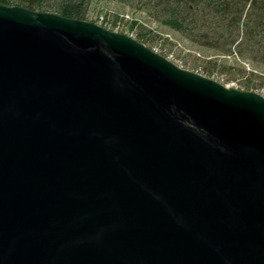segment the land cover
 I'll return each mask as SVG.
<instances>
[{"label":"water","instance_id":"1","mask_svg":"<svg viewBox=\"0 0 264 264\" xmlns=\"http://www.w3.org/2000/svg\"><path fill=\"white\" fill-rule=\"evenodd\" d=\"M0 264H264V97L0 4Z\"/></svg>","mask_w":264,"mask_h":264},{"label":"trees","instance_id":"2","mask_svg":"<svg viewBox=\"0 0 264 264\" xmlns=\"http://www.w3.org/2000/svg\"><path fill=\"white\" fill-rule=\"evenodd\" d=\"M119 1V0H118ZM92 0H0L1 5L86 21ZM187 40L264 65V0H123ZM132 24V28L134 25ZM140 36V35H139ZM142 37V36H140ZM211 65L212 62H209ZM217 65L209 70H217ZM250 89V86L247 87Z\"/></svg>","mask_w":264,"mask_h":264},{"label":"rangeland","instance_id":"3","mask_svg":"<svg viewBox=\"0 0 264 264\" xmlns=\"http://www.w3.org/2000/svg\"><path fill=\"white\" fill-rule=\"evenodd\" d=\"M121 1L92 0L86 22L98 23L103 16L110 31L130 36L179 68L216 81L226 88L258 94L264 90V65L236 53L220 57L214 50L195 44L160 24L149 13L139 11L136 8L138 2L130 7ZM213 64L217 65V70L211 73L209 70Z\"/></svg>","mask_w":264,"mask_h":264},{"label":"built area","instance_id":"4","mask_svg":"<svg viewBox=\"0 0 264 264\" xmlns=\"http://www.w3.org/2000/svg\"><path fill=\"white\" fill-rule=\"evenodd\" d=\"M106 21H107V19L105 17L101 16L98 20V24L109 30V28H108L109 24L107 23L108 21L107 22ZM259 94L264 97V90H262Z\"/></svg>","mask_w":264,"mask_h":264},{"label":"bare ground","instance_id":"5","mask_svg":"<svg viewBox=\"0 0 264 264\" xmlns=\"http://www.w3.org/2000/svg\"><path fill=\"white\" fill-rule=\"evenodd\" d=\"M94 24H97V25H99L98 23H94ZM99 26H101V25H99ZM102 27V26H101ZM104 28V27H103ZM106 29V28H105ZM114 32V31H113ZM116 33H118V32H116ZM258 94V93H257ZM260 95V94H259Z\"/></svg>","mask_w":264,"mask_h":264}]
</instances>
